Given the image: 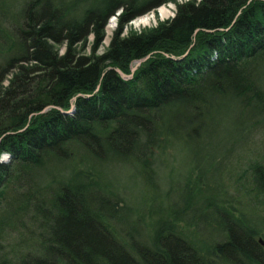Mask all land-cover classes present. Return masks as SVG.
I'll list each match as a JSON object with an SVG mask.
<instances>
[{"label":"trees","instance_id":"1","mask_svg":"<svg viewBox=\"0 0 264 264\" xmlns=\"http://www.w3.org/2000/svg\"><path fill=\"white\" fill-rule=\"evenodd\" d=\"M170 1L30 0L23 20L3 32L0 159L10 160H0V264H229L238 256L264 264L262 227L244 217L256 227L250 239L236 225L213 247L180 225L192 219L169 210L157 212L148 239L123 233L128 206L103 182L104 162L142 144L151 171L169 147L159 130L166 119L205 123L215 107L233 103L252 127L264 121V0L180 3L169 21L122 36L132 20ZM119 11L109 48L97 54ZM92 35V52L83 54L79 45Z\"/></svg>","mask_w":264,"mask_h":264},{"label":"rangeland","instance_id":"2","mask_svg":"<svg viewBox=\"0 0 264 264\" xmlns=\"http://www.w3.org/2000/svg\"><path fill=\"white\" fill-rule=\"evenodd\" d=\"M29 1L0 0V60L8 56L3 50L8 45L2 36L3 32L12 28L13 18L23 20ZM189 1L202 0H174L165 3L132 20L125 26L122 36L130 32L141 33L169 21L175 17L178 5ZM162 7L166 9L164 14L160 11ZM120 13L117 12L109 19L97 54L105 53L109 48L120 26ZM144 18L148 20L142 23ZM112 19L118 21L115 26L111 25ZM94 40V35L89 36L84 44L79 45L78 50L89 55ZM64 48L65 45L58 47L60 54L64 53ZM10 77L4 81L5 86L9 84ZM232 104L220 109L215 107L205 123L195 115L161 121V144L169 147L157 153V162L153 164L152 170L150 165L151 171L145 163L142 164L150 151L144 144L135 149L133 156L104 162L100 166L103 182L107 187H112L108 190L121 195L129 208L128 211L126 208L120 220L122 225L119 226L123 233L132 229L140 230L146 240L150 229L152 231L154 218L161 216L157 212L169 210L195 222V225H190L188 219H185L180 225L187 228L185 230L199 245L215 246L217 242L226 239L225 230L236 225L242 226V236L250 239V230L256 228L252 225L254 222L257 227H262L257 239L264 238V194L259 193L260 189L264 190V170L262 173L251 170L254 163L264 165V121L258 127H252V120L241 117L239 110ZM0 160L7 162L10 155L3 153ZM88 170L95 172L93 169ZM63 180L64 174L61 176ZM242 217L251 220L249 222L252 224L244 223ZM194 230L197 232L195 235ZM135 238L141 240V236ZM219 256L223 257L221 253ZM228 263L248 264L241 256Z\"/></svg>","mask_w":264,"mask_h":264},{"label":"water","instance_id":"3","mask_svg":"<svg viewBox=\"0 0 264 264\" xmlns=\"http://www.w3.org/2000/svg\"><path fill=\"white\" fill-rule=\"evenodd\" d=\"M147 58V57H146ZM146 58H143V59H140L137 61L138 64H140L142 61H144ZM136 67L134 66L132 71L135 72V69ZM117 71L122 75V77H124L125 79H128L130 76H126L121 70L117 69ZM260 242L263 243L264 245V239L263 238H260Z\"/></svg>","mask_w":264,"mask_h":264},{"label":"bare ground","instance_id":"4","mask_svg":"<svg viewBox=\"0 0 264 264\" xmlns=\"http://www.w3.org/2000/svg\"><path fill=\"white\" fill-rule=\"evenodd\" d=\"M160 11H161V14H164L165 12H166V9L164 8V7H162L161 9H160ZM147 20H148V18H144V20L142 21L141 20V22L143 23H145V22H147ZM118 23V21L116 20V19H112L111 20V25L112 26H115L116 24Z\"/></svg>","mask_w":264,"mask_h":264}]
</instances>
